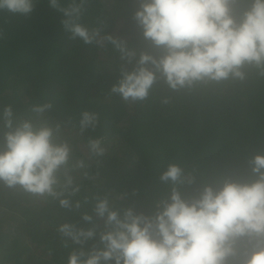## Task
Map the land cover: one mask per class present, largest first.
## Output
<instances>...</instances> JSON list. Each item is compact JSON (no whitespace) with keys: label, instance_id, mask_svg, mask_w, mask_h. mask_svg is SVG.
Returning <instances> with one entry per match:
<instances>
[{"label":"clouds","instance_id":"1","mask_svg":"<svg viewBox=\"0 0 264 264\" xmlns=\"http://www.w3.org/2000/svg\"><path fill=\"white\" fill-rule=\"evenodd\" d=\"M47 2L69 40L99 48L111 44L132 64L107 93L125 105L148 101L161 79L169 92L180 93L243 82L251 70L264 78V0H137L132 19L143 39L160 51L138 57L123 41L81 22L87 0ZM36 3L0 0V12L28 18ZM170 100L160 97L163 105ZM53 109L49 99L28 104L24 115L12 104L0 109V184L60 209H90L81 220L92 227L67 220L55 225L61 246H79L68 253L66 264H227L241 247L243 264H264V153L247 160L251 179H234V170L217 186L204 184L191 196L180 189L193 184L192 174L180 163H165L158 180L168 191L157 197L149 215L120 207L123 198L107 191L73 200L84 181L96 182L89 169L111 154L112 143L99 131L100 112L82 108L67 129V136L78 140L88 134L81 155L74 157L64 128L50 123ZM97 236L98 244L85 251L84 243Z\"/></svg>","mask_w":264,"mask_h":264},{"label":"trees","instance_id":"2","mask_svg":"<svg viewBox=\"0 0 264 264\" xmlns=\"http://www.w3.org/2000/svg\"><path fill=\"white\" fill-rule=\"evenodd\" d=\"M137 0H87L81 22L99 28L101 35L123 41L129 50L159 55L143 39L132 15ZM59 14L47 0H37L28 18L0 12V109L12 104L24 115L30 103L53 100L50 123H60L79 157L85 137L67 136L77 113L92 108L102 117L101 134L112 143L111 154L93 163L84 181L83 195L110 192L122 197L120 207H133L151 214L157 197L168 188L160 184L159 171L167 162H177L192 174L193 184L181 187L182 195H196L204 184L217 186L237 171L234 179H251L247 160L264 153V78L251 70L248 78L192 91L171 93L162 79L154 85L149 100L128 106L107 95L122 69L132 64L120 59L111 44L103 48L69 40L59 23ZM134 64V60L132 62ZM162 95L170 103H160ZM60 209L31 197L18 188L0 184V260L4 264H66L73 247L61 246L55 225L65 220L78 227L92 225L81 220L89 211ZM102 230V221L97 231ZM98 236L83 245L87 251ZM51 252V254H49ZM244 249L227 264H243Z\"/></svg>","mask_w":264,"mask_h":264}]
</instances>
